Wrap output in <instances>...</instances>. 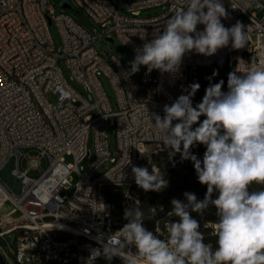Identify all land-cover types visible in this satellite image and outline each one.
<instances>
[{
	"label": "built area",
	"instance_id": "2783aa9c",
	"mask_svg": "<svg viewBox=\"0 0 264 264\" xmlns=\"http://www.w3.org/2000/svg\"><path fill=\"white\" fill-rule=\"evenodd\" d=\"M88 14L91 21L111 30L135 57L147 34L161 31L173 11L183 0H74ZM227 17L225 27L239 21L247 34L245 47L234 49L231 42L205 56L194 50L185 54L178 69L161 73L148 72L140 66L131 72L113 53L103 55L96 45V34L64 9H57L49 0H0V208L9 201L22 213L21 222L8 221L2 226L0 237L7 240L0 248L4 261L14 255L19 264H96L104 256L90 257L93 250L103 252L104 245H118L117 233L128 221L125 210L143 211V226L161 239L167 238L166 225L178 218L168 215L172 208L160 200L147 206L135 183L132 166L147 167L151 173L159 166L153 158L166 148L151 117H163L164 106L171 105L180 95H186L191 71L202 67L230 66L239 61L234 71L264 69V0H221ZM165 5L156 15L143 16L141 10ZM54 22L61 36V52H57L48 25ZM198 25V30H203ZM246 51H255V58H246ZM60 57L73 77L93 94L90 100L70 85L59 64ZM121 60V68H111V61ZM102 71L111 82L115 97L114 108L99 80ZM228 88L226 89V91ZM52 91L57 102L48 93ZM225 91V92H226ZM203 98V97H202ZM201 98V99H202ZM115 118L116 149L110 148L109 122ZM94 138V157L80 171L78 164L90 155L88 136ZM36 149L38 154L20 164V149ZM14 155H16L15 158ZM66 155H72L68 162ZM48 165L39 176L30 172L41 165V157ZM115 161L105 171L96 174L111 157ZM131 162V163H130ZM7 164L11 169H6ZM13 181L20 179V195L11 192L1 171ZM73 171L80 173L74 191L69 196L59 190L70 184ZM111 191L122 187L115 204L102 189ZM206 220L200 227L205 243L216 246L213 223ZM115 233L116 236L112 237ZM111 240L109 241V239ZM119 256L134 264H145L134 245L119 244Z\"/></svg>",
	"mask_w": 264,
	"mask_h": 264
},
{
	"label": "clouds",
	"instance_id": "9594fccd",
	"mask_svg": "<svg viewBox=\"0 0 264 264\" xmlns=\"http://www.w3.org/2000/svg\"><path fill=\"white\" fill-rule=\"evenodd\" d=\"M226 17L221 0H183L161 31L151 39L146 32L140 37L145 42L135 49L131 72H138L140 66L148 72H173L193 50L211 56L230 42L234 49L245 47L244 25L237 21L225 27L222 18ZM237 72L228 74L226 92L223 80L209 84L193 106L200 88L193 83L186 95L164 106L163 117H151L162 143L171 154L180 153L182 160L193 162L198 182L207 191L203 200L190 192L183 194L187 203L172 199L168 215L178 219L166 225V239L143 226L139 208L125 210L128 223L117 232V239L119 244L134 245L145 264H264V188L251 190L253 184L264 185V69ZM197 145L206 148L202 160L190 151ZM132 173L136 185L146 192L167 187L168 181L154 167L150 173L147 167L132 166ZM213 193L217 198H212ZM210 205L218 217L213 223L215 248L205 243L200 223L192 216ZM119 244L108 242L102 253L93 250L90 258L103 255L111 260L119 256Z\"/></svg>",
	"mask_w": 264,
	"mask_h": 264
},
{
	"label": "rangeland",
	"instance_id": "374dc122",
	"mask_svg": "<svg viewBox=\"0 0 264 264\" xmlns=\"http://www.w3.org/2000/svg\"><path fill=\"white\" fill-rule=\"evenodd\" d=\"M51 4L59 5L57 6V9H64L65 11L71 13L75 18H77L84 26H86L88 29L93 31L96 34L101 33V35L96 40V45L101 50L102 54L107 56L108 53L115 54L118 58H120L123 62L129 63L131 59V54L129 49L123 45L119 39L115 37V33L111 30H108L104 32L105 27L95 24L91 21L86 11L81 8L74 0H49ZM64 3L69 4V7H65ZM166 9L165 5L162 6H152L149 8H144L141 10V14L143 16H153L156 14H159L163 12ZM264 14V10H258V15L261 17ZM48 29L50 32V35L52 37V40L55 44V49L57 52H61V36L60 33L55 25L54 22H51L48 25ZM109 37H112L114 40L111 41ZM246 58H255V51H246ZM59 64L62 68L63 74L67 80V82L72 85L75 89H77L83 96L86 98L92 100L93 94L88 89L86 85L83 83L78 82L72 75L71 71L67 66L65 65L63 58L60 57ZM212 67V66H211ZM211 67H202L198 69H194L191 71V76L196 77L197 81V75L200 72H203L205 70H208ZM232 67L239 68V61H232ZM97 76L99 80L101 81L109 100L114 108H116V97L115 92L113 89V86L109 79L106 77V75L99 71L97 73ZM228 80V79H227ZM194 82V81H191ZM191 85V83H190ZM190 89V88H189ZM227 89V81L223 85L222 91H226ZM189 92V91H188ZM187 92V93H188ZM205 93L203 94V96ZM202 96V97H203ZM49 99L53 102H57L56 95L50 91L48 93ZM202 99L200 98H194L193 97V106H195L197 103H199ZM205 117H200V120L202 121ZM198 126L194 125L193 127ZM109 140H110V148L111 151L114 152L116 149V136H115V118L111 117L109 122ZM87 148L90 151V155L86 156L82 159V161L78 164V168L80 171H83L88 164L91 162V160L94 157V138L93 135L90 134L88 136L87 141ZM21 156H20V164L21 166H25L27 164V161L30 156L38 154V151L34 148L27 149L22 148L20 149ZM192 154L198 156V155H204V152L206 151V148L204 145H197L190 150ZM16 155H14L13 158H15ZM65 159L68 162L73 161L72 155H66ZM154 162L159 166V174L163 175L164 178L168 181L167 187L162 189L159 192L156 191H144L139 187V190L141 192L143 203L145 206H147L150 202L155 200L163 201L167 204L168 208H172L171 201L173 198L179 199L181 201H184L187 203L184 193L190 192L194 193L197 196L198 200H203L204 196L207 191L206 185H201L198 182V178L195 172L194 165H190V160H182L180 153H175L174 155L171 154V150L166 148H163L159 150V152L154 156L153 158ZM115 161V157H111L108 159L96 172V174H100L101 172L105 171L110 165L113 164ZM48 165V159L47 157H41V165L37 167V169H33L30 174L33 176H39L44 171V169ZM6 169H11V165L7 164L5 166ZM1 175L3 176L4 182L9 186L11 189V192L20 195L21 190L19 188L20 179H13L11 178L10 174L6 173L5 170L1 171ZM80 178V173L78 171H73L70 175V184L61 187L59 192L61 195L69 196L73 193L76 183L78 182ZM261 188H264V185H257L253 184L251 186V190H259ZM122 190V187L117 188L115 191H111L109 186H105L102 189L103 194L108 197L111 201H113L115 204L119 201L120 192ZM217 193H213L212 198H217ZM11 207V208H10ZM4 207L0 208V219L2 220V226H9L10 223L8 221H16L21 222L23 220L22 213L16 208L14 205H10L8 208V211L10 213V217L5 218L3 217V210ZM195 213V212H194ZM200 218H208V220H218V217L216 216V209L214 206L210 205L206 210H203L202 214L195 213ZM8 220V221H7ZM2 227H0V230ZM11 238V234H7L5 238L0 237V245L5 248L7 244V240ZM0 253H3V250L0 248ZM11 259H7L4 263L0 262V264H19L15 261L14 255L10 253ZM96 264H134L131 260L121 257V256H113L111 260L106 259L105 257L103 260Z\"/></svg>",
	"mask_w": 264,
	"mask_h": 264
},
{
	"label": "trees",
	"instance_id": "16d2710c",
	"mask_svg": "<svg viewBox=\"0 0 264 264\" xmlns=\"http://www.w3.org/2000/svg\"><path fill=\"white\" fill-rule=\"evenodd\" d=\"M235 67H230V66H212L211 68H209L208 70H205L203 72H200L197 75V81L196 82H191V84L193 83H199L200 88L199 90L195 93L194 98H202L203 94L205 93V89L209 86V84H215L217 82H219L220 80L224 81V84L226 83L227 79H228V74L230 72L234 71ZM213 73H216V75H213ZM190 91V89H189ZM198 159L202 160L203 159V155H198L197 156ZM191 162V166L193 165V162L190 160ZM192 216L197 219L200 223V226L203 224L204 221L208 220V218H200L199 216H197L194 212L192 213Z\"/></svg>",
	"mask_w": 264,
	"mask_h": 264
},
{
	"label": "bare ground",
	"instance_id": "6f19581e",
	"mask_svg": "<svg viewBox=\"0 0 264 264\" xmlns=\"http://www.w3.org/2000/svg\"><path fill=\"white\" fill-rule=\"evenodd\" d=\"M111 68H121V60L111 61ZM10 205H13V204L11 202L7 201L3 206L4 208H3L2 212H3V217H5V218H8L11 216L9 211H8V208ZM128 259H129V257H128Z\"/></svg>",
	"mask_w": 264,
	"mask_h": 264
},
{
	"label": "water",
	"instance_id": "95a60500",
	"mask_svg": "<svg viewBox=\"0 0 264 264\" xmlns=\"http://www.w3.org/2000/svg\"><path fill=\"white\" fill-rule=\"evenodd\" d=\"M64 6H65V7H69L70 5L67 4V3H64ZM49 22H51V20H49ZM109 39H110L111 41L114 40L112 37H109ZM0 262H2V263L5 262L4 259H3V257H2V255H1V253H0Z\"/></svg>",
	"mask_w": 264,
	"mask_h": 264
}]
</instances>
